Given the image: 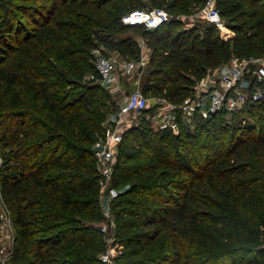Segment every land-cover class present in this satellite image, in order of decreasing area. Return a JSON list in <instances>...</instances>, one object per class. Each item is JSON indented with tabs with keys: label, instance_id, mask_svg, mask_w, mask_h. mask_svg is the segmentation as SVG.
Listing matches in <instances>:
<instances>
[{
	"label": "trees",
	"instance_id": "16d2710c",
	"mask_svg": "<svg viewBox=\"0 0 264 264\" xmlns=\"http://www.w3.org/2000/svg\"><path fill=\"white\" fill-rule=\"evenodd\" d=\"M205 1L0 0V186L16 230L11 264H105L93 145L104 135L107 95L94 82L81 86L96 71L98 46L140 59L139 41L122 36L140 32L151 51L142 92L174 104L233 58L264 57V0H217L234 32L225 30L227 39L210 23L181 29L178 16L154 30L122 21L134 10L200 11ZM150 112L119 145L117 263L264 264V100L239 110L237 122L223 111L197 117L194 128L181 122L179 134L153 128Z\"/></svg>",
	"mask_w": 264,
	"mask_h": 264
},
{
	"label": "built area",
	"instance_id": "2783aa9c",
	"mask_svg": "<svg viewBox=\"0 0 264 264\" xmlns=\"http://www.w3.org/2000/svg\"><path fill=\"white\" fill-rule=\"evenodd\" d=\"M199 13L210 24L220 29L221 37L229 38L223 32L226 30V25L217 6V0H206ZM170 20L171 15L164 8L134 10L122 18L126 25H143L148 30L157 29ZM94 53L96 71L85 75L84 79L87 82L115 80L119 83L116 75L120 74L122 77L135 79L138 86L149 62L143 56L140 59L107 56L101 49H96ZM262 100H264V57L255 56L235 57L210 72L197 82L195 94L180 104L154 97L150 107L151 100L141 90L124 96L119 102L118 119L114 127L93 145V155L100 174L101 192L107 190L112 200L119 196L121 191L113 186L119 145L126 132L140 124L141 115L149 108L153 112L147 114V120L153 128L168 129L174 134H179L181 122L194 128L197 117L208 119L219 112L232 113ZM2 164L3 158L0 154V169ZM110 213V207L104 210L105 215L109 216ZM105 230L103 228V231ZM117 256L113 252H105L100 259L105 264H118Z\"/></svg>",
	"mask_w": 264,
	"mask_h": 264
},
{
	"label": "rangeland",
	"instance_id": "374dc122",
	"mask_svg": "<svg viewBox=\"0 0 264 264\" xmlns=\"http://www.w3.org/2000/svg\"><path fill=\"white\" fill-rule=\"evenodd\" d=\"M30 4V3H29ZM151 7V5H149ZM165 7V6H164ZM199 10L190 12V13H185V14H179L176 15L174 12H170L169 14L172 17L178 16L177 18L181 20L182 26L180 27L181 29L183 28H192V27H198V28H203L206 24L209 22L205 20L199 13ZM224 20V19H223ZM26 20L22 19V23L25 24ZM225 21V20H224ZM226 25V24H225ZM226 30L230 33L229 35H233L234 32L231 30L228 26H226ZM225 30H223L224 32ZM127 35H133L139 42L144 41L141 33L138 32L137 30H131L127 34L122 35V36H127ZM121 36V35H120ZM143 43V42H142ZM145 43V42H144ZM97 49H102L105 55L111 56L118 58L119 54L112 49H109L106 46H98ZM95 52V50H94ZM147 58H150L151 56V51L148 50L145 46V51L143 52V55ZM117 78L119 79V83H117L115 80H111L108 82H102V81H96L94 82L95 84H98L99 89H97L99 94H105L107 95V99L104 101L108 105V109L106 112L100 113L102 117V126H103V133H107L109 130H111L114 127L115 122L118 119V107H119V102L124 96L130 95L132 92L136 90H143V82L145 80V77L141 79L140 84L137 86L135 83V79H129L126 77H122V75L118 74L116 75ZM84 82V83H83ZM81 82V86L87 85L88 82L83 80ZM80 90V89H78ZM151 101H150V107L152 106V99L154 97L150 95H146ZM86 106L92 110L95 111L94 106L90 104L89 100L84 101ZM150 110V108L148 109ZM233 114L234 118H233ZM241 114L239 110L228 113L227 114V119L231 120L233 122H237L238 118ZM247 114L243 112L241 116H246ZM235 116L237 119H235ZM143 119V114L140 117V122ZM240 121V120H239ZM241 123L243 122V119L241 120ZM3 149H0V154L3 158L2 151ZM4 154V153H3ZM107 191V190H106ZM101 192L100 199H101V205H102V212L104 215V222L102 224V232L104 233V239L106 243V252L115 254L116 256L119 255V252L121 250V247H119V244L115 241L116 237V223L114 221V216L112 213L113 209V201L111 197L108 195V192ZM110 207L111 213L109 216L104 214V210L106 208ZM103 228L106 230L103 231ZM16 244V230L13 225L12 217L11 214L8 210V208L5 206L2 196H1V186H0V264H11V258H12V253H13V248Z\"/></svg>",
	"mask_w": 264,
	"mask_h": 264
},
{
	"label": "crops",
	"instance_id": "0c3cea01",
	"mask_svg": "<svg viewBox=\"0 0 264 264\" xmlns=\"http://www.w3.org/2000/svg\"><path fill=\"white\" fill-rule=\"evenodd\" d=\"M142 42H139V44H140V46H141V48L143 49V52H144L146 44L144 43V41H142ZM143 57H145V56H143ZM145 58H147V57H145ZM147 59L149 60V58H147Z\"/></svg>",
	"mask_w": 264,
	"mask_h": 264
}]
</instances>
